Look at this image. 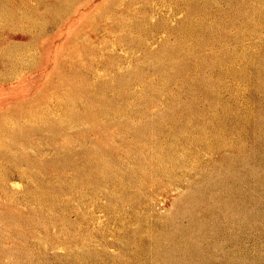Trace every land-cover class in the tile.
Segmentation results:
<instances>
[{
    "label": "rangeland",
    "instance_id": "1",
    "mask_svg": "<svg viewBox=\"0 0 264 264\" xmlns=\"http://www.w3.org/2000/svg\"><path fill=\"white\" fill-rule=\"evenodd\" d=\"M0 264H264V0H0Z\"/></svg>",
    "mask_w": 264,
    "mask_h": 264
}]
</instances>
